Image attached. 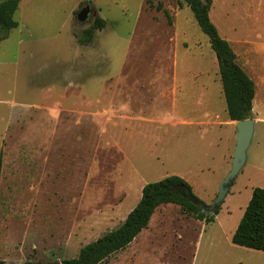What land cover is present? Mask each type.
I'll list each match as a JSON object with an SVG mask.
<instances>
[{
	"label": "rangeland",
	"instance_id": "obj_1",
	"mask_svg": "<svg viewBox=\"0 0 264 264\" xmlns=\"http://www.w3.org/2000/svg\"><path fill=\"white\" fill-rule=\"evenodd\" d=\"M96 16L105 26L78 43L75 33ZM209 16L259 85L264 0H212ZM14 19L0 40V264L76 256L122 223L146 183L168 175L211 203L230 169L236 128L200 124L228 115L215 53L189 7L20 0ZM255 104L260 121L246 162L213 221L162 204L129 246L99 264H264V251L231 242L252 189L264 188V88Z\"/></svg>",
	"mask_w": 264,
	"mask_h": 264
},
{
	"label": "trees",
	"instance_id": "obj_2",
	"mask_svg": "<svg viewBox=\"0 0 264 264\" xmlns=\"http://www.w3.org/2000/svg\"><path fill=\"white\" fill-rule=\"evenodd\" d=\"M19 2L20 0H0V40L5 39L11 29L17 27L18 22L14 19V13ZM211 4L212 0H178L179 7L190 8L197 25L208 37L210 47L215 53L228 118L233 121L242 120L251 114L255 83L237 63V56L232 46L221 37L217 27L211 21L209 16ZM158 7H161L160 4ZM164 12L168 15L167 11ZM105 24V19L96 16L91 26L75 33L77 42L90 43L95 29H101ZM2 165L3 155L0 152V178ZM190 196L196 197L190 184L175 174L146 183L142 187L140 199L120 225L82 246L76 256L62 259L61 264L103 262L113 253L124 249L146 228L152 214L162 204H177L183 214L191 215L204 222L213 221L220 204L213 213H206L200 205L191 201ZM196 198L201 201L198 197ZM231 242L245 248L264 251V188L256 186L252 189L251 197L231 235Z\"/></svg>",
	"mask_w": 264,
	"mask_h": 264
},
{
	"label": "water",
	"instance_id": "obj_3",
	"mask_svg": "<svg viewBox=\"0 0 264 264\" xmlns=\"http://www.w3.org/2000/svg\"><path fill=\"white\" fill-rule=\"evenodd\" d=\"M90 12L91 7L89 4H87L77 13L76 17L79 21L85 20ZM254 122V119L250 115L245 119L237 120L235 122V127L237 130L235 135L236 143L233 150L230 169L223 180L219 183L217 195L214 197L211 203L204 204L196 197L190 196L191 201L197 205H200L204 212L213 213L217 205L223 202L235 177L244 166L247 159V149L253 137ZM53 264H61V261L56 259Z\"/></svg>",
	"mask_w": 264,
	"mask_h": 264
},
{
	"label": "crops",
	"instance_id": "obj_4",
	"mask_svg": "<svg viewBox=\"0 0 264 264\" xmlns=\"http://www.w3.org/2000/svg\"><path fill=\"white\" fill-rule=\"evenodd\" d=\"M227 40V39H226ZM228 41V40H227ZM229 42V41H228ZM230 43V42H229ZM231 45V44H230ZM234 50V49H233ZM235 52V51H234ZM236 53V52H235ZM236 56H237V53H236ZM236 60H237V57H236ZM238 63V62H237ZM255 83V82H254ZM264 88V78H263V80L262 81H260V84L258 85V83H255V94H254V97H253V100H252V109H251V114H250V116L254 119V126L260 121V117H259V115H258V113H257V109L259 108V105L258 104H255V100H257V98H259V92L261 91V89H263ZM79 93V92H78ZM160 95H161V97L162 98H164L165 96H166V93H164L163 95L160 93ZM167 95L168 96H170L171 97V100H172V103L174 104L175 103V93L173 94V93H167ZM79 96H80V93H79ZM126 99V98H125ZM129 103V102H128ZM122 104V103H121ZM128 105V104H127ZM131 107V106H130ZM130 111V110H129ZM129 111H127V112H129ZM79 112V111H78ZM151 121H152V119H150ZM235 122L236 121H233V120H230L229 118L227 119V120H225V121H223V123H220L219 121L218 122H212V121H203V122H201L200 124L201 125H209V124H215V125H226V126H228L229 127V129H231V127H235ZM236 128V127H235ZM236 132H237V130H236ZM236 134V133H235ZM252 140V139H251ZM250 146V145H249ZM249 148V147H248ZM144 229H146V228H144ZM143 229V230H144ZM142 230V231H143ZM141 231V232H142ZM140 232V233H141ZM139 233V234H140ZM138 234V235H139ZM137 235V236H138ZM137 238V237H136ZM135 242V241H134ZM128 246H129V244H128Z\"/></svg>",
	"mask_w": 264,
	"mask_h": 264
}]
</instances>
